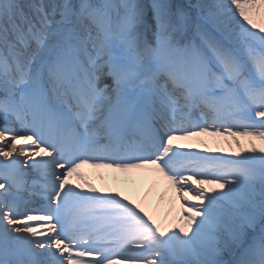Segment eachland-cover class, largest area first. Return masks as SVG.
I'll use <instances>...</instances> for the list:
<instances>
[{"label": "snow or ice", "instance_id": "snow-or-ice-1", "mask_svg": "<svg viewBox=\"0 0 264 264\" xmlns=\"http://www.w3.org/2000/svg\"><path fill=\"white\" fill-rule=\"evenodd\" d=\"M257 14L264 0H0V264H264V146L176 143L264 141ZM85 166L161 177L169 210L102 194Z\"/></svg>", "mask_w": 264, "mask_h": 264}, {"label": "bare ground", "instance_id": "bare-ground-1", "mask_svg": "<svg viewBox=\"0 0 264 264\" xmlns=\"http://www.w3.org/2000/svg\"><path fill=\"white\" fill-rule=\"evenodd\" d=\"M257 23H264V20L257 14ZM3 122L0 121V124ZM234 139H239L245 148L250 147L249 141L256 147L264 146V141L257 137H215L201 136L191 140L177 141L176 143L194 144L192 151H202L206 146L213 149H223L222 153L227 154L233 151H239L234 143ZM203 143H200V142ZM207 154V153H204ZM85 179L90 181L95 187L100 188L102 194L120 192L126 195L130 200L142 204L146 210L157 218L162 217L169 210V200L173 193L168 190L166 181L155 174L146 171L120 172L106 168L83 167L80 169ZM73 181L82 183L73 177ZM86 190V189H85Z\"/></svg>", "mask_w": 264, "mask_h": 264}]
</instances>
